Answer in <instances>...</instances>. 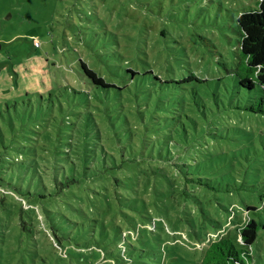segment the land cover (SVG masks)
Masks as SVG:
<instances>
[{"label": "rangeland", "instance_id": "obj_1", "mask_svg": "<svg viewBox=\"0 0 264 264\" xmlns=\"http://www.w3.org/2000/svg\"><path fill=\"white\" fill-rule=\"evenodd\" d=\"M257 1L0 0V112L19 131L0 141V264H186L211 222L230 229L246 206L264 220L259 89L231 74L237 16ZM149 115L168 129L138 152L161 157L138 168L149 178H119ZM263 241L249 264H264Z\"/></svg>", "mask_w": 264, "mask_h": 264}, {"label": "trees", "instance_id": "obj_2", "mask_svg": "<svg viewBox=\"0 0 264 264\" xmlns=\"http://www.w3.org/2000/svg\"><path fill=\"white\" fill-rule=\"evenodd\" d=\"M257 2V8L244 10L237 16V25L240 37L239 56L237 64L232 69L231 74L237 81V84L235 85L237 89L242 88L246 91V93H251L255 88L259 89V94L255 96L252 104L248 106V109L253 112H260L264 114V0H258ZM79 66L82 74L93 84L104 88L110 86L103 76L99 75L85 62L80 61ZM166 83H168V81H166ZM165 91L168 96V89H165ZM14 103L16 105V101ZM6 104L7 116L4 112H0V141L2 142L5 141L4 137L11 139V129H13L15 133L19 132L17 130L18 127L15 126V123L10 119L11 111L8 106L10 104ZM158 107L165 110L163 114L164 116H168V103L163 101L161 104H158ZM164 116L157 118V115H149L151 118L149 126L152 129L145 135H139L137 132L133 134L136 138L131 139L129 142L127 150L129 156L127 158H123L122 163L117 166L120 169L119 178L136 179L138 175H140L139 172L149 178L147 176L146 168L143 167V170L140 171L138 168L142 167V165L147 163V161L154 163L153 161H157L161 155L158 156V158L153 157L150 160H145L141 157L138 150L140 148L146 149L149 147L150 139H156L158 134L162 135L164 133V128L168 129V124L164 120ZM163 137L168 138V136ZM155 142L156 141L153 143ZM143 153H145V151H143ZM162 164L167 165L168 161L163 160ZM161 169L163 168L158 166L152 170V173L155 175H161L160 179L158 178V181H153V186L155 187L154 191L159 193L156 189L160 187L163 190L162 193L168 198L167 178L163 175V170ZM154 178H156V176ZM117 182H120L118 181V178L115 183ZM165 183H167V186H165ZM156 184L158 186H156ZM152 197L155 201H166V198L160 199L154 194ZM134 198L142 200V198H138L136 196ZM260 202L261 204L259 209L264 210V194L260 195ZM251 209L254 210L255 207L246 206V217H244L241 221L233 220V224L231 226H227L230 223L227 222L225 226L230 229H226L224 225L219 222H211L212 226H217L214 232L215 234L207 233L208 244L205 248H203L199 261L196 262L193 261L194 259L191 260L188 258L186 264H249L254 258L253 245L256 241H258V238L264 234V220L249 216L248 210ZM231 217L232 215H229L230 219ZM233 234L238 235L239 239L233 240L231 237ZM257 250V252L264 251V246L258 245Z\"/></svg>", "mask_w": 264, "mask_h": 264}, {"label": "water", "instance_id": "obj_3", "mask_svg": "<svg viewBox=\"0 0 264 264\" xmlns=\"http://www.w3.org/2000/svg\"><path fill=\"white\" fill-rule=\"evenodd\" d=\"M0 48H1V43H0Z\"/></svg>", "mask_w": 264, "mask_h": 264}]
</instances>
